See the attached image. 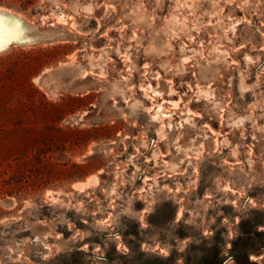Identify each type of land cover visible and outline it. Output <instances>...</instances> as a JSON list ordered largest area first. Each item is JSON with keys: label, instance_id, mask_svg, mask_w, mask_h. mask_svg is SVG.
<instances>
[{"label": "rangeland", "instance_id": "obj_1", "mask_svg": "<svg viewBox=\"0 0 264 264\" xmlns=\"http://www.w3.org/2000/svg\"><path fill=\"white\" fill-rule=\"evenodd\" d=\"M0 31V264H264V0H0Z\"/></svg>", "mask_w": 264, "mask_h": 264}, {"label": "bare ground", "instance_id": "obj_2", "mask_svg": "<svg viewBox=\"0 0 264 264\" xmlns=\"http://www.w3.org/2000/svg\"><path fill=\"white\" fill-rule=\"evenodd\" d=\"M1 32V31H0ZM6 203V202H5ZM10 203V202H9ZM10 204H12V202L10 203ZM10 206V205H9Z\"/></svg>", "mask_w": 264, "mask_h": 264}]
</instances>
